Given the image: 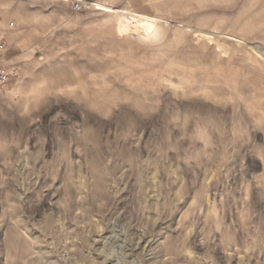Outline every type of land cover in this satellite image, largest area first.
<instances>
[{
  "label": "rangeland",
  "instance_id": "obj_1",
  "mask_svg": "<svg viewBox=\"0 0 264 264\" xmlns=\"http://www.w3.org/2000/svg\"><path fill=\"white\" fill-rule=\"evenodd\" d=\"M0 264H264V0H0Z\"/></svg>",
  "mask_w": 264,
  "mask_h": 264
},
{
  "label": "built area",
  "instance_id": "obj_2",
  "mask_svg": "<svg viewBox=\"0 0 264 264\" xmlns=\"http://www.w3.org/2000/svg\"><path fill=\"white\" fill-rule=\"evenodd\" d=\"M6 42L0 34V89L8 85L12 79L18 77V70L15 66L7 65L5 59Z\"/></svg>",
  "mask_w": 264,
  "mask_h": 264
}]
</instances>
